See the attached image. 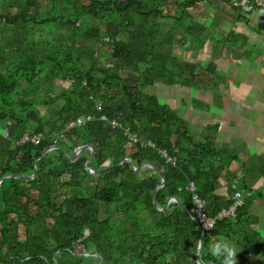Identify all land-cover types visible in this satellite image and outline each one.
I'll return each mask as SVG.
<instances>
[{
  "label": "trees",
  "instance_id": "16d2710c",
  "mask_svg": "<svg viewBox=\"0 0 264 264\" xmlns=\"http://www.w3.org/2000/svg\"><path fill=\"white\" fill-rule=\"evenodd\" d=\"M41 1L50 10L29 15ZM202 2L0 0V264H87L88 258L96 264H197V216L177 202L160 212L154 203L160 174L116 164L128 157L136 167L156 165L167 182L157 192L161 209L176 198L190 212V182L208 201L211 217L234 203L214 193L219 174L210 158L218 153L196 142L178 113L148 92L157 84L191 85L185 77L196 68L177 63L173 31ZM164 24L170 29L161 40ZM37 31L46 34L47 48L38 49ZM102 58L112 66L101 65ZM130 134L154 147L132 142ZM28 135L40 142L26 141ZM87 144L96 152L93 170L112 168L89 171L90 150L75 160V150ZM53 146L61 149L44 156ZM36 169V178L23 177ZM251 205L245 199L235 216L218 219L204 234L201 264H220L211 244L236 236L238 264H247L249 254L264 257L261 237L250 229ZM79 246L91 255L80 254Z\"/></svg>",
  "mask_w": 264,
  "mask_h": 264
},
{
  "label": "crops",
  "instance_id": "0c3cea01",
  "mask_svg": "<svg viewBox=\"0 0 264 264\" xmlns=\"http://www.w3.org/2000/svg\"><path fill=\"white\" fill-rule=\"evenodd\" d=\"M203 2L208 12L197 16L196 44L173 50L178 64L196 68L185 77L191 85L157 84L148 92L178 113L196 142L218 153L210 158L219 174L215 195L233 200L238 187L252 203L250 229L264 244V11Z\"/></svg>",
  "mask_w": 264,
  "mask_h": 264
},
{
  "label": "built area",
  "instance_id": "2783aa9c",
  "mask_svg": "<svg viewBox=\"0 0 264 264\" xmlns=\"http://www.w3.org/2000/svg\"><path fill=\"white\" fill-rule=\"evenodd\" d=\"M216 1L225 2L231 8L239 10L240 12L243 13L264 11V0H216ZM84 121H85L84 119H78V124L79 125L83 124ZM118 126L119 123L117 121L112 122V127L117 128ZM126 133L129 134V129L126 131ZM130 136H131L130 137L131 141L134 143L140 142L143 146L148 145L154 147V144L151 141H147V142L140 141L137 134H130ZM30 139H32L36 144L40 142L39 136L30 137L28 135L25 137L26 141H29ZM160 154L166 160V163L175 165V159L171 157L166 150L160 151ZM236 188L237 187L234 186V189ZM186 190L192 195L193 207L190 211V214H194L197 216L202 226V230L204 234L205 233L210 234L212 232L218 219L235 216L237 210L244 204V198L242 193L240 191H236L233 197L234 203L230 205L228 208L223 209L216 217H211L207 211L208 201L200 196L197 185L194 182H190L186 187ZM171 201L175 202V198H172ZM205 223H207L210 227L206 229L204 226Z\"/></svg>",
  "mask_w": 264,
  "mask_h": 264
},
{
  "label": "rangeland",
  "instance_id": "374dc122",
  "mask_svg": "<svg viewBox=\"0 0 264 264\" xmlns=\"http://www.w3.org/2000/svg\"><path fill=\"white\" fill-rule=\"evenodd\" d=\"M182 2L184 0H181ZM204 1V0H203ZM205 4V5H204ZM1 5V3H0ZM206 3L203 2L199 5H196L195 7H192L189 11H188V15L186 14V17L182 18L180 21V23H178V26L176 27V30H174L173 32L175 33V37L173 42L176 46H183L186 42H190L192 44H196V37H197V32H196V24H197V16L200 15V13H205V12H208V6L206 7ZM3 7V5H2ZM51 8V4L50 3H47V4H44V2H39V5L37 7H32L29 9V15L31 16H35V15H40V14H45L47 13ZM172 8V7H170ZM11 8L9 9H6L5 13H8L10 11ZM174 8H172L171 10L168 8V11L171 13H173V15L176 14L175 10H173ZM211 10V9H210ZM11 11L14 12V14L17 12V7H13L11 9ZM179 14V12H178ZM210 14V12H209ZM180 15V14H179ZM177 15V16H179ZM192 18V21L189 19ZM159 22V21H158ZM188 27H193V31H191V33H189L188 35ZM170 29V26L167 25V24H164V26H161V33L159 34V36L161 37V40H165V33H168V30ZM35 38L37 40H43L41 43V45L39 46L40 50L44 49V48H47V43H46V34H43V33H40L39 31L35 32ZM3 35V31H2V34ZM191 35V36H190ZM1 40L4 39V37L0 38ZM13 62V60H10L9 61V64H11ZM101 65H103L104 67L108 68V67H111L112 66V63L110 62V60H107L106 58H102L101 59ZM43 95V93L41 92L40 93V96ZM44 111V109H43ZM1 130H3V128H1ZM77 152V151H76ZM150 169V168H149ZM152 170V169H150ZM101 218L103 219L104 218V215L102 214L101 215ZM20 239L23 241L25 239V234H24V227L23 226H20ZM78 251L80 254H84V255H91V253L89 252H85L84 250V247L82 246H79L78 247ZM95 256V255H94ZM93 256V257H94ZM96 257V256H95ZM249 260H248V264H253L252 263V260L255 259V257L253 256H248ZM96 258L94 259H89L87 260V264H96Z\"/></svg>",
  "mask_w": 264,
  "mask_h": 264
},
{
  "label": "water",
  "instance_id": "95a60500",
  "mask_svg": "<svg viewBox=\"0 0 264 264\" xmlns=\"http://www.w3.org/2000/svg\"><path fill=\"white\" fill-rule=\"evenodd\" d=\"M54 149H61V148H60L59 146H53V147H51V148L45 150V152H44V156H45L48 152H50V151H52V150H54ZM77 149H78V151L76 152V155H75V157H74L75 160H77V159L80 157L81 153H82L84 150H90V151L92 152L91 157L89 158V160H88L87 163H86V166H87V168H88L89 171H92V172H94V173H102V172H104V171H108L109 169L112 168V166H107V167H105V168H103V169H100V170H93V169H92L93 161H94V158H95V155H96V152H95V149H94L93 145H91V144H87V145H84V146L78 147ZM125 162H128V163L131 165V167H132L135 171H140V170H142V169L145 168V167H150V168L156 170V171L160 174V176H161V178H162V182H161V184L156 188V190H155V192H154V203H155V206L157 207V209H158L160 212H165V211L167 210V208H168V205L171 203L170 199L167 201L166 206H165L164 208H162V209L158 207V203H157V192H158V190H159L160 188L164 187V186L166 185V183H167V182H166V179H165V177H164V175H163V173L159 170V168H158L156 165H154L153 163H150V162L144 163L141 167H136V166L133 164L132 160H131L130 158H128V157L125 158V159H123V160H121L119 163L116 164V166L122 165V164H124ZM37 164H38V161L35 163V166H37ZM88 165H89V166H88ZM37 175H38V172H37V169H36V170H35V173H34L33 176H26V175H24L23 177L34 179V178L37 177ZM11 177H12V176H8L7 178H11ZM4 180H5V178L1 179V181H0V185H1L2 181H4ZM175 201H176L177 203H179V204L181 205V207L184 208V210L186 211V213H188V214L190 215V212L185 208V206H184L182 203H180L177 199H175ZM203 237H204V233H203V231H201V235H200V239H199V246H198V251H197V253L199 252V255H197V253H196V255H195V262H196L197 264H198V262H199V264H201V263H200V257H201L202 248H203Z\"/></svg>",
  "mask_w": 264,
  "mask_h": 264
},
{
  "label": "clouds",
  "instance_id": "9594fccd",
  "mask_svg": "<svg viewBox=\"0 0 264 264\" xmlns=\"http://www.w3.org/2000/svg\"><path fill=\"white\" fill-rule=\"evenodd\" d=\"M76 150L78 151V149ZM204 226L206 229L210 227L207 223H205ZM209 252L212 256L220 259V264H238L236 246L232 243H229L225 239L215 240L211 244ZM197 255H199V252L197 253Z\"/></svg>",
  "mask_w": 264,
  "mask_h": 264
}]
</instances>
